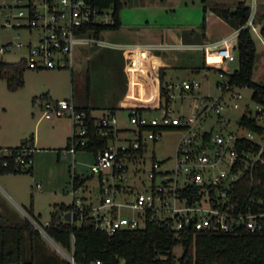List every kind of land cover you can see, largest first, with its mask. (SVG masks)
Wrapping results in <instances>:
<instances>
[{
  "label": "built area",
  "instance_id": "built-area-1",
  "mask_svg": "<svg viewBox=\"0 0 264 264\" xmlns=\"http://www.w3.org/2000/svg\"><path fill=\"white\" fill-rule=\"evenodd\" d=\"M101 1L0 0V29L26 30L28 34V38L4 42L0 45V52L12 47L26 48V53L19 59H25L28 67L33 69L72 67L77 45L101 43L96 36V26L114 22L113 6L103 7ZM245 2L250 13L246 22L235 30L237 35L242 28L258 31L256 16L263 2ZM223 77L224 80L218 85L221 94L195 103V111L190 114L174 115L172 108L166 105L159 107V115L138 113L135 108L132 109L129 118L134 124L133 139L128 144H115L114 138L105 149L98 151L91 165L93 173L102 174L103 202L97 206L86 205L82 197L76 194L77 189L72 188L73 207L70 212L72 216L76 214L77 219H71V222L90 219L95 227L113 234L120 229L144 227L146 211L151 209L156 214L170 211L168 215L159 217L171 218L170 226L177 232L191 226L197 231L264 235V104L256 102V110H252L249 104L245 105L244 113L253 117L258 124L257 129L241 123V117L237 128L227 132L215 131L213 125L201 129L198 126L199 119L212 109L218 111L221 125L226 126L229 121L220 114V110L240 107L242 93L239 88L242 86L231 85L228 77ZM199 86L200 82L196 79L169 80L165 83L170 100L175 98L176 90H195ZM225 94H228L227 98ZM43 109L48 119L64 116L71 119L73 131L69 152L76 153L79 147L88 144L90 127L87 113L74 100L47 98ZM99 123L105 127L101 130L102 135H107L110 127L117 134L115 111L108 109ZM170 126H178L187 133L178 144L173 175L167 171L165 173L169 174L157 183L160 162L155 160L149 171L150 184L136 191L132 200L117 201L120 191L112 186L113 183L106 184L110 179L108 175H121L127 169L126 161L138 155L133 153V149L140 148L148 139L158 140L164 128ZM33 164L34 148L29 143L15 150L0 148V166L27 169ZM180 175L184 176L182 183ZM124 207L136 212L131 216L124 215L121 211ZM24 213L39 230L46 233L36 219L28 212ZM72 238L74 240V234ZM66 255L71 264H76L71 255ZM91 264L102 262L96 260Z\"/></svg>",
  "mask_w": 264,
  "mask_h": 264
},
{
  "label": "rangeland",
  "instance_id": "rangeland-1",
  "mask_svg": "<svg viewBox=\"0 0 264 264\" xmlns=\"http://www.w3.org/2000/svg\"><path fill=\"white\" fill-rule=\"evenodd\" d=\"M238 0H122L120 12L122 25L119 29H108L101 33L103 43H84L77 45L79 56L75 54L74 68L33 69L28 68L24 73V85L17 89H10L6 78H0V146H15L24 138L34 136V169L33 173H0V211H13L15 216H23V211L32 208L35 219L42 225L47 224L51 218V212L56 203H71L70 193L72 187V173L74 169L80 176L87 177L82 190L77 195H91L96 201L104 196L98 173H93L91 165L95 161V154L90 150H77L69 152L65 148L67 138L72 135L73 125L69 117H57L48 119L45 117L43 104L47 98L72 99L85 97L88 86V76L91 68V91L99 100L106 95H115L122 82L121 72L118 69L108 70L109 65L120 64L123 54L117 52L108 44L111 41H138V42H177L176 36L184 34V42H194L201 45L200 48L163 47L154 49L161 53L173 67L168 73L167 79L178 81L183 79H196L200 86L195 90L175 91V98L168 104L174 115L190 114L195 103H200L204 98L212 99L221 94L222 90L217 85L224 80L219 69L231 72L239 65V55L232 40L225 43L218 41L223 35H228L232 27L220 16L213 15L207 19L206 32L203 36L201 23L204 16V6L235 7ZM260 3L256 19L259 22L258 31H252L256 42V62L253 79L264 84V36L260 32V25L264 23V0ZM194 29V31L192 30ZM164 35V36H163ZM28 38L26 30L11 28L0 29V45L12 39ZM169 46V45H166ZM26 48L12 47L11 50L0 52V58L5 61H17ZM162 49L160 51H157ZM203 49H205V54ZM206 55V56H205ZM206 61V64L204 63ZM206 67H203L204 65ZM201 67L194 71L193 67ZM74 70V81L71 72ZM242 93L240 107L220 110V114L229 121L222 126L220 115L212 109L199 119V128L213 125L214 130L224 132L235 130L238 120L245 111V105L249 104L252 110H256V101L252 98L253 89L240 87ZM225 98L228 94H225ZM164 101V98L162 99ZM98 114L101 111L98 110ZM161 112H147L148 115H159ZM129 116V109H120L118 112V124L128 129L115 144H128L134 137L130 128L134 127ZM203 125V126H202ZM69 134V135H68ZM183 129L165 130L158 140H147V147L142 154L127 160V169L121 175L110 177L108 183H113L120 192V199L132 200L135 192L149 185L151 178L149 171L154 160L160 162L156 182L164 179L166 174H172L176 168L177 147L186 135ZM128 137V138H125ZM110 139L109 142H113ZM66 153L67 155H64ZM169 171V173H165ZM173 175V174H172ZM171 176V175H170ZM181 183L184 176L179 177ZM40 184V186L38 185ZM119 184V185H116ZM33 202V205L31 204ZM124 215H133L136 210L124 207L121 209ZM170 211H159L158 216L164 217ZM25 215V213H24ZM29 220V219H28ZM35 227L36 224L29 220ZM77 221V224H80ZM43 247L47 254L55 257H68L48 237L43 230ZM183 245L174 247V253L180 256Z\"/></svg>",
  "mask_w": 264,
  "mask_h": 264
},
{
  "label": "trees",
  "instance_id": "trees-1",
  "mask_svg": "<svg viewBox=\"0 0 264 264\" xmlns=\"http://www.w3.org/2000/svg\"><path fill=\"white\" fill-rule=\"evenodd\" d=\"M122 4V0L101 1L103 7L113 6L114 22L96 26L97 38H101V33L104 30L121 27L120 12ZM212 10L235 28L241 27L250 13V8L245 0H238L233 8L214 6ZM206 11L207 7L204 6V16L201 23L203 36H205L207 26ZM261 34L264 36V23L261 25ZM235 48L239 55L238 67L231 72H222L228 77L231 85L252 88L253 100L264 104V84L253 79L257 48L250 29H240ZM28 68L26 60L23 58L17 61H5L0 58V78H6L10 89H17L24 85V73ZM164 70V67L160 68V90L161 96L164 98L161 106H168L171 100L167 96L165 89ZM79 108L86 111L90 129L88 144L79 147L77 150H90L96 155L98 151L105 149L109 145V140L115 137V132L112 127H107L109 133L102 135L101 130L105 127L92 115L91 107L86 105ZM135 109L138 113H143L146 110L143 108ZM240 122L251 129L258 128V124L253 117L246 113L241 116ZM173 129L181 128L178 126L164 128V130ZM71 138L72 135L67 139L66 149L71 146ZM33 140V135H30L18 145L0 146V148L15 150L27 143L34 148ZM146 146L147 143H142L140 148L133 149V153L142 154ZM32 171L33 167L22 169L20 167L0 166V173L3 174L11 172L32 173ZM86 179L87 177H82L73 171L72 181L75 188H78ZM31 204L33 205V202ZM72 207V203L65 204L61 202L55 204L48 223L45 225L40 224L47 235L74 258L76 264H91L96 260H101L102 264H264L263 234L197 231L191 226H185L177 232L170 226L171 218H160L151 209L146 211V225L144 227L120 229L113 234H109L95 227L90 219H85L80 224H77L76 221H67L64 218V213ZM26 211L35 219L32 208ZM25 223L30 227L32 235H40V232L33 227L34 225L29 220L25 221ZM72 234H74V240ZM178 244L183 245V252L180 256L174 253V247ZM18 255L17 251L15 256L14 251L7 249V244L4 240L0 264H11L14 261H18L17 264H35L31 259L20 260ZM65 263L71 264L68 260Z\"/></svg>",
  "mask_w": 264,
  "mask_h": 264
},
{
  "label": "crops",
  "instance_id": "crops-1",
  "mask_svg": "<svg viewBox=\"0 0 264 264\" xmlns=\"http://www.w3.org/2000/svg\"><path fill=\"white\" fill-rule=\"evenodd\" d=\"M214 6L207 8L206 21L210 16L217 15L212 10ZM231 27L232 30L228 35H223L221 38L218 39L220 43H225L228 40H232L234 44L237 43V34L234 33L237 28L233 26ZM192 30L194 31V29ZM206 36H208V32L205 31L204 37ZM227 37H228L227 41L221 42L224 38ZM175 38L177 39V42H172V43L169 42L168 44L167 43L164 44L161 41L144 42V43L138 41H131V42L111 41L113 44H108V45L111 46L112 48H115L114 50H116L117 52H121V54H123L122 60L120 64L117 65V68L114 65L113 66L109 65L108 68V70H112L113 72H115L114 71L115 69H118V71L121 72L122 82L119 85L120 88H118L117 93L115 95H112L111 97H108L106 95V97H104L102 100H99L95 95H93L91 91V82H92L91 71H90L91 68L89 67V72H90L88 76L89 91L86 93L85 97H79L78 99L75 98V93L73 92L72 100H74V102L79 107L89 105L91 107L92 115L96 117L98 120L104 115V113L108 109L114 110L116 115H118L120 109L127 108L129 109V116L131 110L134 108L146 109L144 113L147 112L154 113L156 111H159V107L161 106V102L163 101L162 100L163 97L161 96V90H160V68L161 67L165 68L164 82L166 83L167 81H169V79H167V76L173 66L170 63H168L167 60H165L166 58L164 57V55L155 52L154 49L163 48V47H175V48H182L178 50H186L184 48L201 47V45L198 43L184 42L183 39H185V36L184 34L182 35V33H179V35L176 36ZM100 39L102 41L101 43H103L102 37ZM160 50L162 49H159L157 51ZM204 50L205 49H203V51ZM79 54L80 51H78L77 49L76 51L77 57L79 56ZM204 63L206 64V61H204ZM205 64L202 66L206 67ZM71 68H74V66H72ZM200 68L201 67L199 66L193 67V70L199 71ZM219 70L221 72V75H224V73L222 72L224 70L222 69ZM71 75H72V81H74V70H72ZM98 110L101 111V114L97 113ZM115 128L117 129V134L115 135L114 138L117 139L119 138V135L123 133L121 132V130L128 129L124 126H116ZM130 129L133 131V128ZM70 136L71 135H69L68 137ZM33 143L35 147V139L33 140ZM33 169H34V164H33ZM74 171L76 172L75 169ZM99 177H100V186H101L102 174L99 175ZM85 181L78 188H76L77 191L82 190ZM71 183H72L71 190L72 188L75 189L73 181ZM122 195L124 196L125 193L122 192L118 193V196H122ZM81 197L84 203L89 206H97L100 203H102L104 200V196L100 197L97 201L91 195L85 194ZM24 212L25 211L22 212L23 216L20 215L15 216V214H13V211H0V261H1L2 243H4L5 240L7 244V249H11L12 251H14L15 256L17 251L19 253L18 255L19 258L22 261L24 259L25 260L31 259L34 261L35 264H66L65 261L68 260L67 257L57 258L54 255L47 254L45 248L43 247V243H41V241L42 242L44 241L43 234L41 233L40 235L31 234L30 227L25 223V221H27L29 218L26 216V214L24 215ZM35 228L39 232H41L37 227ZM17 262L14 261L11 264H17Z\"/></svg>",
  "mask_w": 264,
  "mask_h": 264
},
{
  "label": "water",
  "instance_id": "water-1",
  "mask_svg": "<svg viewBox=\"0 0 264 264\" xmlns=\"http://www.w3.org/2000/svg\"><path fill=\"white\" fill-rule=\"evenodd\" d=\"M64 218H65L67 221H71V219L76 220V219H77V215H76V214H73V216H72L70 210H68V211H66V212L64 213Z\"/></svg>",
  "mask_w": 264,
  "mask_h": 264
}]
</instances>
